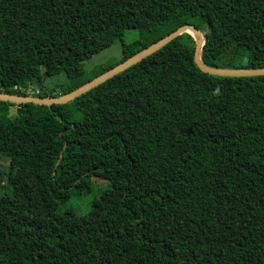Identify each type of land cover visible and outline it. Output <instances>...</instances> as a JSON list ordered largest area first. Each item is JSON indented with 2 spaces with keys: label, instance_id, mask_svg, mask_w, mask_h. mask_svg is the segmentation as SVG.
Returning a JSON list of instances; mask_svg holds the SVG:
<instances>
[{
  "label": "trees",
  "instance_id": "1",
  "mask_svg": "<svg viewBox=\"0 0 264 264\" xmlns=\"http://www.w3.org/2000/svg\"><path fill=\"white\" fill-rule=\"evenodd\" d=\"M188 24L207 66L264 67V0H0V93L68 94ZM118 43L121 60L86 80ZM61 73L72 86L45 90ZM31 105L0 101V264H264V76L204 73L184 33L36 105L38 124ZM95 177L110 183L98 196ZM72 197H90L86 214Z\"/></svg>",
  "mask_w": 264,
  "mask_h": 264
},
{
  "label": "water",
  "instance_id": "2",
  "mask_svg": "<svg viewBox=\"0 0 264 264\" xmlns=\"http://www.w3.org/2000/svg\"><path fill=\"white\" fill-rule=\"evenodd\" d=\"M184 33H188L194 37L195 62L197 66L201 69V71H203L204 73L210 75L222 76V77L264 76V67L256 68V69H220V68L210 67L204 64L201 59V51L204 46L203 33L201 29L197 28L194 25L188 24L179 27L177 30L173 31L172 33L160 39L159 41L153 43L152 45L145 48L138 54L134 55L133 57L129 58L123 63L99 75L98 77L94 78L93 80L87 82L83 86L77 88L76 90L68 94L53 98H43V97H36L31 95H12V94L0 93V101L10 102L13 104H35L39 106H48V107H51L52 105L55 104L68 103L84 95L90 90L96 88L97 86L105 83L107 80L113 78L114 76L124 72L133 65H136L137 63H139L146 57L152 55L156 51L160 50L162 47L170 43L173 39Z\"/></svg>",
  "mask_w": 264,
  "mask_h": 264
},
{
  "label": "rangeland",
  "instance_id": "3",
  "mask_svg": "<svg viewBox=\"0 0 264 264\" xmlns=\"http://www.w3.org/2000/svg\"><path fill=\"white\" fill-rule=\"evenodd\" d=\"M137 36L136 31H129L126 33L124 40L126 41H133ZM122 58V47L121 44H115L111 46L110 48L104 50L103 52L93 56L91 59L85 61V78L86 80H90L91 78H94L103 67L113 65L118 63ZM72 80H69L65 73H61L57 76H54L53 78H49L46 80L45 83V90L61 93L62 90L70 88L72 86ZM39 88L35 85L30 86L24 91H38ZM27 95H30V93H26ZM43 94V92H42ZM18 107L12 106L10 108V116L14 117L17 114ZM30 112H31V121L33 124H38L40 121L48 117V114L45 110L39 108L36 105L30 106ZM19 160L12 161V165H17ZM4 168L7 170V162L3 163ZM94 195L98 196L100 192L103 189L109 188L110 183L106 180H101L97 177L94 178ZM90 197H80L75 198L72 197L68 204L66 206L73 207L78 214H86L88 210L90 209Z\"/></svg>",
  "mask_w": 264,
  "mask_h": 264
},
{
  "label": "built area",
  "instance_id": "4",
  "mask_svg": "<svg viewBox=\"0 0 264 264\" xmlns=\"http://www.w3.org/2000/svg\"><path fill=\"white\" fill-rule=\"evenodd\" d=\"M36 92H38V91H36ZM29 93L32 94V93H35V91H29ZM31 96H32V95H31Z\"/></svg>",
  "mask_w": 264,
  "mask_h": 264
}]
</instances>
